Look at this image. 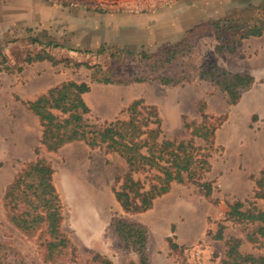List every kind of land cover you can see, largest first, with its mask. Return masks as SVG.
<instances>
[{
    "label": "rangeland",
    "instance_id": "1",
    "mask_svg": "<svg viewBox=\"0 0 264 264\" xmlns=\"http://www.w3.org/2000/svg\"><path fill=\"white\" fill-rule=\"evenodd\" d=\"M261 20L264 0H0V264H139L137 252L125 250L115 236L112 217L146 226L148 264H220L224 240L212 234L228 203L253 194L245 157L249 154L256 166L264 164V89L259 84L264 71H256L252 61L263 40L250 36L234 42ZM215 22H229V27L219 34ZM232 44L233 52L227 49ZM36 54L47 58L35 59ZM211 65L252 72L257 84L229 106L221 76L201 77ZM43 73L49 85L89 82L83 95L87 119L97 126L125 118L128 104L142 98L158 108L166 138H189L183 121H199L203 102L209 123L221 121L207 174L214 181L212 195L204 196L191 182L174 183L150 209L127 213L111 189L125 169L117 154L90 149L82 141L56 152L41 149L55 169L63 205L60 227L70 240L59 255L47 256L41 243L45 235L23 234L2 206L6 184L35 157L40 126L19 99L43 93L29 88L30 79ZM160 75L172 76L174 83H160ZM257 204L264 206V199ZM224 224V238H242L239 250L264 256V239L247 236L254 224ZM167 237L177 245L169 247Z\"/></svg>",
    "mask_w": 264,
    "mask_h": 264
},
{
    "label": "trees",
    "instance_id": "2",
    "mask_svg": "<svg viewBox=\"0 0 264 264\" xmlns=\"http://www.w3.org/2000/svg\"><path fill=\"white\" fill-rule=\"evenodd\" d=\"M228 23L215 22L214 26L222 34L223 28L229 27ZM263 33L264 21L261 20L249 26L234 42ZM227 49L233 52L235 46L232 44ZM43 58L47 56H35V59ZM211 67L204 70L201 77H213L215 72L221 76L220 87L226 95L227 105L236 104L242 92L254 81L253 76L246 72H229L216 65ZM157 77L160 83H174L172 76ZM94 80L98 81V78ZM105 82H111V79L106 78ZM90 87L87 81L66 80L33 99L22 101L37 118L40 135L38 145L33 149L35 157L24 162L6 184L2 206L7 220L23 234L33 236L38 233L40 238L45 235L41 243L49 257L57 256L69 247L70 240L60 227L63 205L53 179L55 169L52 162L41 154V149L56 152L67 143L82 141L90 149L100 147L106 153L117 154L123 159L125 169L114 177L111 189L116 202L127 213L150 209L174 183L196 184L206 197L212 195L214 188V181L207 179V174L211 171L215 132L221 121L209 123L211 116L203 111V102L198 107L199 121H183V127L190 130L191 137L166 138L158 108L142 98L128 104L125 118L117 117L99 126L89 121L87 114L90 109L83 95ZM255 117L252 116L253 119ZM194 136L200 137L204 144H195ZM250 177L254 183L251 198L228 203L224 217L212 234V238L224 240L225 256L220 264H264V256L239 250L242 238L223 236L224 222L231 220L254 224L247 236L264 239V206L257 204L258 200L264 199V166L256 176ZM110 226L125 250L137 252L139 264L149 263V233L145 225L112 217ZM167 241L171 248L177 245L171 237H167Z\"/></svg>",
    "mask_w": 264,
    "mask_h": 264
},
{
    "label": "crops",
    "instance_id": "3",
    "mask_svg": "<svg viewBox=\"0 0 264 264\" xmlns=\"http://www.w3.org/2000/svg\"><path fill=\"white\" fill-rule=\"evenodd\" d=\"M254 37V36H253ZM255 37H259V38H261V40H263L261 43H260V45L259 46H257L256 47V49H258V52L256 53V55L255 56H253L252 57V61L253 62H255L256 63V67H254V69L256 70V71H258V72H262V71H264V33L262 34V35H260V36H255ZM263 38V39H262ZM246 73H249V74H251L252 76H253V78H254V81H253V83H252V85L248 88V89H246V90H244L243 92H242V94H241V97H240V99H239V101L241 100V98H242V95L245 93V92H247V91H249V90H251L252 88H254L255 87V85L257 84L256 82H257V78L255 77V75L252 73V72H248V71H245ZM49 80H50V77H49V75L48 74H41V75H38V76H33L31 79H30V86H29V88L31 89V91H33V90H36V89H43V91L42 92H44L45 90H47L49 87H51V86H53V85H56V84H53V85H49ZM259 81L260 80H262V78H259L258 79ZM1 83V82H0ZM58 83H60V82H58ZM57 83V84H58ZM259 84H261V86H262V84H263V89H264V82H259ZM260 89H262L261 87H260ZM40 92H38L37 94H39ZM35 94V93H34ZM262 95H264V93H262ZM33 96H36V95H33ZM256 99H260L259 97H256ZM20 100V102L23 104V106H25L24 105V103L22 102V101H25L24 99H19ZM239 101L237 102V103H239ZM236 103V104H237ZM236 104H233V105H229V106H234V105H236ZM29 110V109H28ZM30 111V110H29ZM29 113H31L32 115H34L31 111L29 112ZM253 115H255V114H252L251 116H253ZM35 116V115H34ZM257 117V116H256ZM252 119V118H251ZM254 120V119H253ZM216 133H217V130H216V132H215V141H216ZM74 142H76V141H74ZM70 143H72V142H70ZM33 153H34V151H33ZM244 157H245V155H244ZM249 154L247 155V157H245V159H246V164H245V166H246V169H245V171L248 173V175L250 176V175H253V173H257L263 166H264V164H262V165H259V166H256V162L255 161H253V160H251V159H249ZM29 160H31V159H28L27 161H29ZM74 165H76V164H74ZM78 165V164H77ZM77 165H76V167H74L75 169H73L75 172H78V170L79 169H77ZM212 168V167H211Z\"/></svg>",
    "mask_w": 264,
    "mask_h": 264
}]
</instances>
